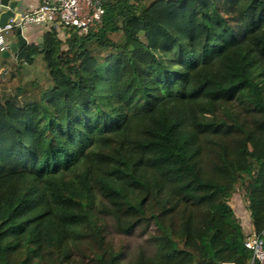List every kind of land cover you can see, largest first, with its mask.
I'll use <instances>...</instances> for the list:
<instances>
[{
  "label": "trees",
  "instance_id": "trees-1",
  "mask_svg": "<svg viewBox=\"0 0 264 264\" xmlns=\"http://www.w3.org/2000/svg\"><path fill=\"white\" fill-rule=\"evenodd\" d=\"M3 53L0 264L251 262L231 199L261 233L264 0H109ZM38 55L49 85L21 82Z\"/></svg>",
  "mask_w": 264,
  "mask_h": 264
},
{
  "label": "built area",
  "instance_id": "built-area-1",
  "mask_svg": "<svg viewBox=\"0 0 264 264\" xmlns=\"http://www.w3.org/2000/svg\"><path fill=\"white\" fill-rule=\"evenodd\" d=\"M109 0H40L33 7L20 12L22 28L29 25H43L46 30H63L60 37L66 39L71 33L87 35L92 29L102 24L105 3ZM13 19L7 25L0 26V51L9 47L7 35L13 30ZM65 28V30H64ZM0 69V74L4 71ZM245 246L251 250L252 259L249 264H264V230L261 233L247 230ZM221 264H238L222 262Z\"/></svg>",
  "mask_w": 264,
  "mask_h": 264
},
{
  "label": "rangeland",
  "instance_id": "rangeland-1",
  "mask_svg": "<svg viewBox=\"0 0 264 264\" xmlns=\"http://www.w3.org/2000/svg\"><path fill=\"white\" fill-rule=\"evenodd\" d=\"M30 79H37L41 83L49 85V70L44 62L42 55H38L35 61L31 64H26L22 70L21 82L28 81ZM231 205L236 210L237 215L241 219V222L248 230L250 213L246 207V203L243 197V193L238 191L231 199ZM115 243L119 246H124L127 251H136L138 246L144 243V236L140 232H136L129 236L112 234Z\"/></svg>",
  "mask_w": 264,
  "mask_h": 264
},
{
  "label": "water",
  "instance_id": "water-1",
  "mask_svg": "<svg viewBox=\"0 0 264 264\" xmlns=\"http://www.w3.org/2000/svg\"><path fill=\"white\" fill-rule=\"evenodd\" d=\"M57 3V0H52ZM22 1L20 0H0V26H5L13 19L14 23L18 25V44H12L10 50L4 51V55H10L11 53H17V51L27 43V39L24 37L23 32L26 31V27L22 28L21 13L18 11Z\"/></svg>",
  "mask_w": 264,
  "mask_h": 264
},
{
  "label": "crops",
  "instance_id": "crops-1",
  "mask_svg": "<svg viewBox=\"0 0 264 264\" xmlns=\"http://www.w3.org/2000/svg\"><path fill=\"white\" fill-rule=\"evenodd\" d=\"M20 1H22V4L19 7L18 10L19 12L25 11L40 2V0H20ZM46 31H47L46 27H44L43 25H29L28 27H26V31H24L23 34L24 37L27 39V43H40ZM59 32L63 33V30H60ZM7 39L10 48L12 44H18L17 31L16 33H14L13 30H11L10 33L7 35ZM11 54L13 55V53Z\"/></svg>",
  "mask_w": 264,
  "mask_h": 264
}]
</instances>
